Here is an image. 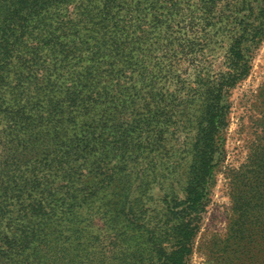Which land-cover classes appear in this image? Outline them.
<instances>
[{
	"label": "trees",
	"instance_id": "trees-1",
	"mask_svg": "<svg viewBox=\"0 0 264 264\" xmlns=\"http://www.w3.org/2000/svg\"><path fill=\"white\" fill-rule=\"evenodd\" d=\"M217 2L0 0V264H184L223 157L227 92L264 39L261 0L223 67L205 60ZM188 109L183 198L171 188V222L149 232L151 155ZM135 134L155 148L143 169ZM94 219L110 255L101 232L86 234Z\"/></svg>",
	"mask_w": 264,
	"mask_h": 264
},
{
	"label": "rangeland",
	"instance_id": "rangeland-1",
	"mask_svg": "<svg viewBox=\"0 0 264 264\" xmlns=\"http://www.w3.org/2000/svg\"><path fill=\"white\" fill-rule=\"evenodd\" d=\"M181 1L190 4L196 0ZM259 4L261 0H219L216 3L213 22L218 33L214 27L211 30L215 33V50L212 54L207 52L205 60L214 55L215 65L223 67L221 63L229 38L240 32L241 27L248 26ZM249 54V74L237 81L226 95L230 107L223 157L215 169L184 264H264V39L251 46ZM186 85L191 86V81ZM189 111L177 114L173 123L166 126L165 138L156 153L153 152L155 148L148 153L143 150L146 146L150 148L145 134H135V141H131V144L140 142L129 149L134 152L139 147V168H145L147 162L140 156L153 152L156 176L146 192L152 197L147 201L151 218H146L143 227L149 232L154 226L159 230L171 222L164 200H169L170 196L165 197L166 193H171L174 188L175 195L183 198L180 187L190 162L189 150L195 132L192 116L186 114ZM142 150L144 153L141 154ZM244 174L250 178L246 185L239 180ZM137 192L133 191L132 195ZM100 222L94 219L86 234L101 232L102 248L110 255L113 239L107 236V230H99ZM94 249L100 247L94 246Z\"/></svg>",
	"mask_w": 264,
	"mask_h": 264
}]
</instances>
